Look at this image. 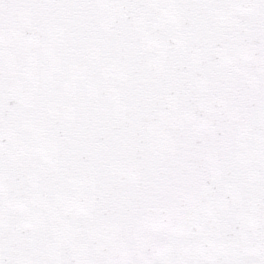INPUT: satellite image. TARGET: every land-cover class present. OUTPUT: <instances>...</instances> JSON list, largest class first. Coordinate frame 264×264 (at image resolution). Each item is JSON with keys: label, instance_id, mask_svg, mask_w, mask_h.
Returning a JSON list of instances; mask_svg holds the SVG:
<instances>
[{"label": "snow or ice", "instance_id": "1", "mask_svg": "<svg viewBox=\"0 0 264 264\" xmlns=\"http://www.w3.org/2000/svg\"><path fill=\"white\" fill-rule=\"evenodd\" d=\"M0 264H264V0H0Z\"/></svg>", "mask_w": 264, "mask_h": 264}]
</instances>
